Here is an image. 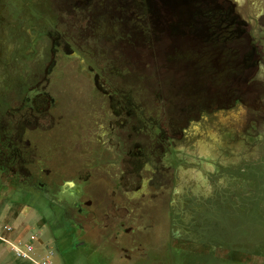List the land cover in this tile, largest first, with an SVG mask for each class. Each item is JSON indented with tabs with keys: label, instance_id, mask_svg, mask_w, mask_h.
<instances>
[{
	"label": "rangeland",
	"instance_id": "1",
	"mask_svg": "<svg viewBox=\"0 0 264 264\" xmlns=\"http://www.w3.org/2000/svg\"><path fill=\"white\" fill-rule=\"evenodd\" d=\"M198 2L0 0V233L34 245L0 264H264V0Z\"/></svg>",
	"mask_w": 264,
	"mask_h": 264
},
{
	"label": "flooded vegetation",
	"instance_id": "2",
	"mask_svg": "<svg viewBox=\"0 0 264 264\" xmlns=\"http://www.w3.org/2000/svg\"><path fill=\"white\" fill-rule=\"evenodd\" d=\"M197 1H199L198 3L203 4L202 7L204 6L203 7L204 11H202V14L206 16L212 14L210 16L215 17V20L218 21L217 23H215L216 25L223 24V26H226V27L234 26L236 24V21L241 18L240 9L242 11L244 10L246 14L250 15L247 9L250 8V11H251L253 7L254 8L258 7L257 4L254 3V0H197ZM202 7L199 9L202 10ZM196 13L200 14V12H196ZM191 16L193 17V13H191ZM209 31L211 30L207 28L206 29L201 28V29L195 30L199 38L197 37H196L197 39L191 38L192 48H190V50L188 51L183 52V54L186 55V58H188V55H189L191 58V61L195 60L197 62H202L203 60H205L206 57H208L209 59L210 53L212 56L219 55L218 52L220 51H219V48L215 47L216 44H214L212 50H209V47L205 45L206 40L208 41V39H206V33ZM214 31L218 32L220 30L215 29ZM216 43H218V41H216ZM214 52L217 54H214ZM224 114H228L233 119H235V121L240 120L235 110H230L228 112L221 113L220 116Z\"/></svg>",
	"mask_w": 264,
	"mask_h": 264
},
{
	"label": "built area",
	"instance_id": "3",
	"mask_svg": "<svg viewBox=\"0 0 264 264\" xmlns=\"http://www.w3.org/2000/svg\"><path fill=\"white\" fill-rule=\"evenodd\" d=\"M7 230H5L6 232H10L11 228L6 227ZM0 241L10 244L11 247L13 248L14 253L16 254V256L18 258H22V259H30L33 260V257H31L30 254L33 253L34 251V245L33 244H24L22 242H14L11 241L8 237L3 236L0 233ZM36 262V261H35ZM36 264H48V261L46 259H42L41 262H36Z\"/></svg>",
	"mask_w": 264,
	"mask_h": 264
}]
</instances>
